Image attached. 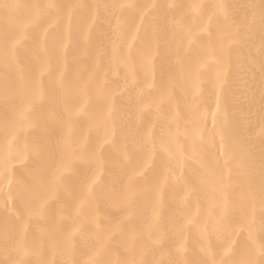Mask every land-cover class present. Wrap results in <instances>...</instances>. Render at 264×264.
<instances>
[{
  "label": "snow or ice",
  "instance_id": "1",
  "mask_svg": "<svg viewBox=\"0 0 264 264\" xmlns=\"http://www.w3.org/2000/svg\"><path fill=\"white\" fill-rule=\"evenodd\" d=\"M0 257L264 264V0H0Z\"/></svg>",
  "mask_w": 264,
  "mask_h": 264
},
{
  "label": "bare ground",
  "instance_id": "2",
  "mask_svg": "<svg viewBox=\"0 0 264 264\" xmlns=\"http://www.w3.org/2000/svg\"><path fill=\"white\" fill-rule=\"evenodd\" d=\"M156 2L158 3H191L193 2V0H156ZM228 2L236 4L237 6L239 5H243L245 3H250L252 2V0H228ZM256 2H258V0H256ZM243 9L238 8L237 12L239 14V12H242ZM2 258V257H0Z\"/></svg>",
  "mask_w": 264,
  "mask_h": 264
}]
</instances>
